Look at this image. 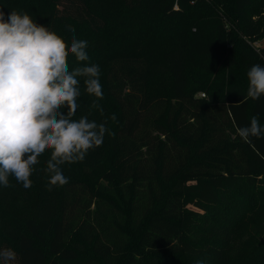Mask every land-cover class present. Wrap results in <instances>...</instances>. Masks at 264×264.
Wrapping results in <instances>:
<instances>
[{
  "label": "trees",
  "instance_id": "trees-1",
  "mask_svg": "<svg viewBox=\"0 0 264 264\" xmlns=\"http://www.w3.org/2000/svg\"><path fill=\"white\" fill-rule=\"evenodd\" d=\"M11 11L88 42L68 67L99 65L103 98L80 78L73 119L107 131L61 166L66 185L48 190L46 151L30 188L0 186V251L17 264H264V138L237 134L253 116L264 127V96L246 98L264 0H0Z\"/></svg>",
  "mask_w": 264,
  "mask_h": 264
},
{
  "label": "clouds",
  "instance_id": "clouds-1",
  "mask_svg": "<svg viewBox=\"0 0 264 264\" xmlns=\"http://www.w3.org/2000/svg\"><path fill=\"white\" fill-rule=\"evenodd\" d=\"M87 47V41L75 36L69 46L26 13L11 11L5 19L0 12V186L8 187L11 176L30 188L33 168L46 151L50 153L48 190L66 185L69 179L61 166L82 161L103 143L105 124L87 116L73 119L79 107L80 78L87 94L103 98L99 65L84 64L71 71L68 67L69 54L78 62L89 60ZM247 79L246 98L264 96V66L253 64ZM237 134L249 142L264 138V127L253 116ZM14 259L11 249L0 251L2 264Z\"/></svg>",
  "mask_w": 264,
  "mask_h": 264
},
{
  "label": "rangeland",
  "instance_id": "rangeland-1",
  "mask_svg": "<svg viewBox=\"0 0 264 264\" xmlns=\"http://www.w3.org/2000/svg\"><path fill=\"white\" fill-rule=\"evenodd\" d=\"M260 18L263 20L264 13L261 14ZM250 44L252 46L258 47V46H264V36L261 38H256L254 40L250 39ZM217 68L220 70V74H223L226 72V61L224 58L220 59L217 63ZM256 223L255 219H249V221L246 223L245 228L243 230L244 234H249L254 232V224ZM10 264H17V258L10 262Z\"/></svg>",
  "mask_w": 264,
  "mask_h": 264
},
{
  "label": "built area",
  "instance_id": "built-area-1",
  "mask_svg": "<svg viewBox=\"0 0 264 264\" xmlns=\"http://www.w3.org/2000/svg\"><path fill=\"white\" fill-rule=\"evenodd\" d=\"M174 7H176V5H175ZM199 96H200V97H204V96H205V93L200 92V93H199Z\"/></svg>",
  "mask_w": 264,
  "mask_h": 264
}]
</instances>
